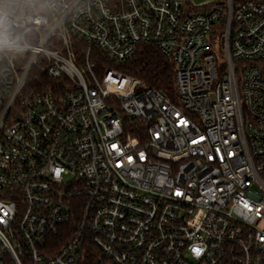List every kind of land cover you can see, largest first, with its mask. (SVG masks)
<instances>
[{"label": "built area", "instance_id": "built-area-1", "mask_svg": "<svg viewBox=\"0 0 264 264\" xmlns=\"http://www.w3.org/2000/svg\"><path fill=\"white\" fill-rule=\"evenodd\" d=\"M4 9L0 264H264V0ZM144 44L175 99L95 59Z\"/></svg>", "mask_w": 264, "mask_h": 264}, {"label": "trees", "instance_id": "trees-1", "mask_svg": "<svg viewBox=\"0 0 264 264\" xmlns=\"http://www.w3.org/2000/svg\"><path fill=\"white\" fill-rule=\"evenodd\" d=\"M95 59L100 66H110L141 79L144 86L156 88L171 99H175V65L171 57L163 54L157 47L141 45L129 60L117 63L98 52ZM78 264H114L95 245L87 243Z\"/></svg>", "mask_w": 264, "mask_h": 264}, {"label": "clouds", "instance_id": "clouds-1", "mask_svg": "<svg viewBox=\"0 0 264 264\" xmlns=\"http://www.w3.org/2000/svg\"><path fill=\"white\" fill-rule=\"evenodd\" d=\"M31 2V0H0V51L6 46L13 43L11 32V20L9 18V12L4 9V4L10 5H23Z\"/></svg>", "mask_w": 264, "mask_h": 264}, {"label": "rangeland", "instance_id": "rangeland-1", "mask_svg": "<svg viewBox=\"0 0 264 264\" xmlns=\"http://www.w3.org/2000/svg\"><path fill=\"white\" fill-rule=\"evenodd\" d=\"M195 5H203L212 2L213 0H192ZM222 59V57H220Z\"/></svg>", "mask_w": 264, "mask_h": 264}, {"label": "snow or ice", "instance_id": "snow-or-ice-1", "mask_svg": "<svg viewBox=\"0 0 264 264\" xmlns=\"http://www.w3.org/2000/svg\"><path fill=\"white\" fill-rule=\"evenodd\" d=\"M194 251H196L197 255H199V250L198 249H195Z\"/></svg>", "mask_w": 264, "mask_h": 264}]
</instances>
